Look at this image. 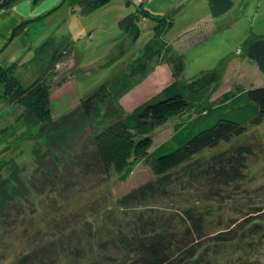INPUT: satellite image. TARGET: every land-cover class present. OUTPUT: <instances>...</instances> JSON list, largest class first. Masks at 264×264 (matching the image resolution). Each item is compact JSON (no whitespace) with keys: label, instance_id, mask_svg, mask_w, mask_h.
Instances as JSON below:
<instances>
[{"label":"rangeland","instance_id":"rangeland-1","mask_svg":"<svg viewBox=\"0 0 264 264\" xmlns=\"http://www.w3.org/2000/svg\"><path fill=\"white\" fill-rule=\"evenodd\" d=\"M140 1L143 3L144 0ZM111 2L110 7L88 14H82V10L78 14L70 11L67 22L60 19L49 25L41 23L30 28L27 26L31 22H24L22 24L28 23L25 27L27 31L22 36H15L17 41L7 53L14 54L8 62L15 61L16 67L22 64L14 73L22 85L26 86L45 74L52 115L47 124L27 130L20 122L23 109L8 107L0 98V264H14L33 246H43L54 240L53 237L58 236L56 233H69L76 222L91 221L96 226L95 237L98 243H102L107 239L105 234L115 228V222L123 223L131 218V213L119 210L116 202L153 178L149 165L144 163L136 165L124 183L115 176L105 180L97 177V168H94L95 172L91 171V175L80 174L83 162H86H81L84 152L90 151V136L102 128L101 122L90 124L84 118L80 109L81 100L101 85L119 78L116 94L123 110L128 113L142 97L158 92L171 81L170 77L166 80L169 66L159 59L149 64L150 76L143 75L127 83V67H133L137 60L143 59V50L155 35L154 28L158 23L149 20L140 23V36L136 40L133 37L130 39L119 26L120 20H117L125 4L120 0L122 5L117 0ZM132 25L133 22L129 26ZM175 30L172 29L166 37L164 33L168 29L162 31L159 40H177L173 36ZM51 38L68 44L70 55L64 54L54 64L48 62V57L36 55L35 59V52ZM243 44L244 41L240 44L233 42L234 53L242 49ZM239 55L236 52V57L230 60L222 50L214 48L208 58L188 63L184 80L194 81L198 79L196 75L207 73L216 65L230 60L217 69L220 88L213 94L212 100H217L237 85L244 86L246 90L263 87L264 74L251 62L248 64L239 60ZM161 78L163 84L154 89L153 82ZM2 80L0 78V82ZM3 88V83H0V95ZM229 116L232 121L246 124L252 113L239 111ZM216 118L215 115L207 118L201 129L214 123ZM177 121V115L171 116L164 126L154 131L152 149L171 136ZM241 145L250 146L254 154L246 161L243 181L231 186L222 198L211 205L204 237L197 241L202 254L200 264H264V121L256 128L249 127L242 138L205 150L196 160H204ZM33 149L37 150L38 158L32 157ZM37 161H43L46 166L43 168ZM57 169L62 171L57 178L64 176L69 180L67 190L62 194L52 191V184L46 178L57 174ZM189 195L181 198V205L199 198ZM169 202H165V206L171 209ZM202 206L206 205H199ZM168 213L176 211L173 208ZM55 224L61 230L54 229ZM222 234H232L234 240L229 243L215 241ZM105 254L112 256L110 252Z\"/></svg>","mask_w":264,"mask_h":264},{"label":"trees","instance_id":"trees-1","mask_svg":"<svg viewBox=\"0 0 264 264\" xmlns=\"http://www.w3.org/2000/svg\"><path fill=\"white\" fill-rule=\"evenodd\" d=\"M15 2L17 0H0V10L7 9ZM109 5L110 0H83L78 7L82 14H88ZM143 14L149 17L145 12ZM131 19V15L125 16L119 21V26L124 32H131L136 40L140 29L136 23L134 27L129 26ZM156 22L155 35L143 50L145 56L141 61L137 60L135 66L127 67V83L148 75L149 64L158 61L163 53L165 58L162 63L169 66L170 76H167V80L170 77L171 81L158 92L136 103L128 113L123 110L116 94L119 78L101 85L80 102L84 118L90 124L98 121L102 125L90 136V151L84 152L81 162H86H83L80 174L91 175V171L95 172L94 168H97V177L105 180L115 176L124 183L140 163L148 164L153 173L150 181L116 202L119 210L131 213V218L123 223L115 222V228L105 234L107 239L102 243L100 241L101 244L95 237L96 226L91 221L76 222L69 233L58 231L54 240L43 246H33L14 264L202 263L199 262L202 254L197 241L204 237L211 205L222 198L231 186L243 181L246 161L254 152L250 146L241 145L204 160H196V157L221 143L229 144L242 138L249 127L256 128L263 123L264 86L246 90L244 86L237 85L217 100H212L211 97L220 88L218 71L214 70L190 82L182 79L185 70L183 56L168 52L166 43L159 40L160 33L169 29L172 21L164 19ZM27 24L19 26L14 31L15 36H22ZM70 52L68 44L58 43L51 38L35 52L34 57H48V62L54 64L64 54L70 55ZM238 53L264 74V38L245 41ZM21 65L19 63L16 67L15 61L0 63V78L3 79L0 83L4 86L0 98L8 107L23 109L20 122L28 130L50 121V89L43 73L30 84L22 85L14 76ZM239 111L252 113L246 124L230 119L229 115ZM174 115H177L178 121L173 125L171 136L152 149L154 131ZM212 115L217 120L201 129L205 120ZM38 156L37 150L33 149L32 157ZM37 164L43 168L46 166L43 161H37ZM56 173L52 178H46L52 184V191L65 193L69 180L64 176L56 177L62 171L57 169ZM189 194L199 198L181 205V198ZM167 201H170L168 206L172 205L171 209L174 208L176 213H168L171 209L165 206ZM200 204L206 206L199 207ZM53 228L61 230L57 224ZM233 236L222 234L215 241L229 243L234 240ZM108 252L112 256H106ZM62 260L64 263H61Z\"/></svg>","mask_w":264,"mask_h":264},{"label":"crops","instance_id":"crops-1","mask_svg":"<svg viewBox=\"0 0 264 264\" xmlns=\"http://www.w3.org/2000/svg\"><path fill=\"white\" fill-rule=\"evenodd\" d=\"M82 1L17 0L7 9L0 10V63L14 58L13 53L9 55L7 53L16 43L14 31L22 23L31 22L27 26L30 28L29 26L32 27L41 23L49 25L60 19L67 22L70 19L68 17L70 11L73 14H78V4ZM120 1L125 4V7L123 6L117 20H122L125 16L131 15L132 27L135 23L139 27L140 23L148 20L157 24V20L171 19L172 25L164 33V37L169 35L172 29H176L173 36L177 40L162 41L167 44L168 52L183 56L185 69L188 63L191 64L198 59L208 58L209 53L213 52L214 48L219 49V51L222 50L225 56L230 53L226 58L231 60V58L236 57L235 54L239 50L237 49L234 53V49L231 47L233 42L240 44L242 41H256L264 38V0H144L143 3L140 0ZM117 3L122 5L119 0ZM61 12L62 15H60ZM143 12L149 17H146ZM140 15L142 16L140 17ZM36 21L38 23L32 24ZM27 28L24 31H27ZM130 33L125 31L126 36L131 39ZM163 54L160 59L165 58ZM240 55L239 60L250 63ZM230 60L227 62L229 63ZM227 62L216 65L214 69L212 67V70L210 69L211 71L207 73L219 69ZM167 73L168 76L169 69ZM207 73H200L195 77L199 78V76ZM151 74L149 71L147 77ZM182 79H184V73ZM153 83V88L156 89L163 84V80L162 78L157 79ZM150 95L151 93L147 97H142V101Z\"/></svg>","mask_w":264,"mask_h":264}]
</instances>
